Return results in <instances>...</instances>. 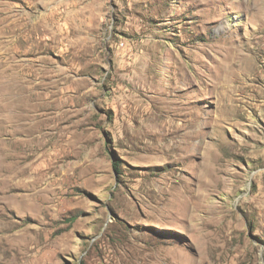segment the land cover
<instances>
[{"label":"rangeland","instance_id":"obj_1","mask_svg":"<svg viewBox=\"0 0 264 264\" xmlns=\"http://www.w3.org/2000/svg\"><path fill=\"white\" fill-rule=\"evenodd\" d=\"M0 264H264V0H0Z\"/></svg>","mask_w":264,"mask_h":264},{"label":"trees","instance_id":"obj_2","mask_svg":"<svg viewBox=\"0 0 264 264\" xmlns=\"http://www.w3.org/2000/svg\"><path fill=\"white\" fill-rule=\"evenodd\" d=\"M113 166H114L115 169H117L118 168V163L116 161H114L113 162Z\"/></svg>","mask_w":264,"mask_h":264}]
</instances>
